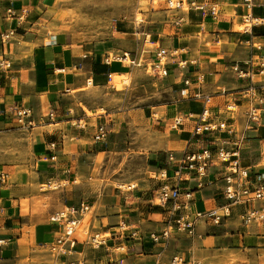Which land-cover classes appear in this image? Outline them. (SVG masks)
Listing matches in <instances>:
<instances>
[{"label":"crops","instance_id":"obj_1","mask_svg":"<svg viewBox=\"0 0 264 264\" xmlns=\"http://www.w3.org/2000/svg\"><path fill=\"white\" fill-rule=\"evenodd\" d=\"M218 1L222 4L218 20H203L197 12H190L187 21L179 25L174 23L182 13L161 6L163 19L156 26L157 31L149 34L152 35V44L146 42L149 50L142 52L146 51V58L152 60L158 47L178 51L167 66L168 76L158 81L171 99L170 105L161 110V125L168 135L164 151H175L178 156L186 149L198 151L206 145L202 138L191 141L195 119L204 108V99L193 97L197 91L210 97L215 113L227 103H236L240 112L232 114H239L233 121L241 128L245 126L243 106L249 79L239 78L233 66L245 67L250 61L264 58V0H254L253 15L257 23L247 32L239 31L241 15L247 12L241 2ZM56 2L59 1L0 0V34L15 29L14 36L6 43L0 36V58L8 64L0 67V135L22 130L34 135L32 153L42 169L38 179L58 183L56 189L63 195L64 207L83 201L91 206L80 223L88 226L89 235L106 232L110 235L107 247L93 249L79 241L73 252L59 258L75 264H121V261L122 264H169L179 254L187 261L201 264H264V221L247 226L241 221L242 213L248 208H264V199L232 205L231 217L222 224L201 221L196 236L178 235L165 245L154 244L147 237L151 232L161 231L167 220V206L153 200L162 184L157 177L152 181L145 177V182L131 192L117 188L107 193L95 192L89 186L91 169L97 167L99 155L109 148L106 150L100 146L102 142H94L97 125L105 124L109 137L118 124L112 125V119L98 112L99 102L88 97L95 98L100 91L105 96L111 94L108 86L111 78L118 82L138 66L110 59V45L112 49L115 47L112 41L79 38L77 29L57 13L60 9ZM9 9L14 16L9 15ZM231 15H235L234 22ZM18 16L23 20L20 25ZM236 26H240L238 30ZM179 62H186V67H178ZM188 77L192 81L191 96L182 92L184 79ZM255 79L258 86L264 84V75L256 74ZM20 106L30 110L29 125L22 126L18 121L14 108ZM51 111L55 112L53 119L49 118ZM176 116H186V125L171 130L169 125ZM81 121L84 125H80ZM51 155L56 156L55 161L50 159ZM242 157L244 165L252 169V179L264 182V112L261 121L253 123L248 131ZM165 163L166 160L157 165L158 171L167 167L172 176L175 165ZM206 171L201 188L193 176L184 175L180 182L183 189L193 190V211L228 204L223 195V166L211 165ZM0 174L5 176L4 183L0 182V240L3 241L0 264H24L22 258H28L30 264L40 248L48 249L54 243L61 228L50 219L33 224L26 218L28 196L23 194L20 184L10 182L9 173L1 170ZM170 183H174L173 179ZM181 202L185 199L181 198ZM123 223L129 228H139L146 237L136 242L119 236V225Z\"/></svg>","mask_w":264,"mask_h":264},{"label":"built area","instance_id":"obj_2","mask_svg":"<svg viewBox=\"0 0 264 264\" xmlns=\"http://www.w3.org/2000/svg\"><path fill=\"white\" fill-rule=\"evenodd\" d=\"M242 6L247 10L241 15L243 29L241 32L250 31L252 26L256 24L257 18L253 15L254 0H239ZM150 4L154 11L160 10L164 6L166 10L180 11L182 14L175 21V25H179L187 21L186 17L190 12H197L203 20H218L222 15V4L218 0H150ZM9 15L14 16L12 9L8 10ZM235 15L230 16V20L234 22ZM20 25L23 20L18 16ZM15 29H11L0 34L2 42L6 43L14 36ZM148 44L152 41L148 38ZM178 54L177 50L158 47L155 57L148 60L146 56H134L131 52H123L115 57L120 62H125L130 66H141L146 70L151 69V73L159 78L168 76V64L171 63ZM7 61L0 58V67H7ZM178 67L185 68L186 62H179ZM256 67L259 70L256 71ZM233 71L239 78L249 79V84L245 92V105L243 106V116L246 119L245 126L240 127L233 120L238 115L233 113L240 112V107L236 103H227L223 110L216 113L213 110V104L210 97L204 96L197 91L193 97L204 99V108L199 116L195 119V124L191 131V141L195 138H202L206 144L201 150L182 151L178 156L175 151H169L166 159V166L175 165L172 169V176L169 175L167 167L161 168L157 173V178L162 182L153 195V200L158 205L167 206V220L164 227L159 232H151L147 237L154 244L167 245L169 241L178 235H186L189 237L196 236V228L201 221L210 222L214 225H220L229 217H231V206L237 204H250L256 200L264 199V182H255L252 169L243 163L242 150L248 140V131L255 122H260L264 112V84L258 86L256 84L255 75H264V58L257 62L250 61L245 67L235 64ZM92 82L89 81L88 85ZM183 94L191 96L192 81L190 78L184 79ZM14 112L18 117L20 125H29L27 118L30 116V110L23 107L14 108ZM222 115H225L223 117ZM55 112L49 113V118L53 119ZM186 116H176L169 125L171 130L182 129L186 125ZM232 120L233 122H230ZM108 129L105 124H98L96 132L93 136L94 142H105L108 138ZM55 148V144H51ZM50 150V149H49ZM52 161L56 160L55 155H51ZM211 165H219L224 168V190L223 195L228 204L212 208L208 210L193 211V190L183 189L180 182L183 176L195 177L198 181V188L203 186V177L206 176V170ZM173 179L174 183L171 184ZM5 176L0 174V182L4 183ZM125 186H119V190H123ZM128 190H133L134 186H128ZM124 191V190H123ZM181 198L185 202H181ZM91 206L83 201L79 205L65 206L50 216V221L57 224L61 228V233L56 237L54 243L49 245L51 251L55 254L53 264H75L73 261H65L60 256L69 254L74 251L77 242L82 241L93 249L107 247L110 235L96 233L87 236L85 240H81V236L77 235L78 228L82 219L88 215ZM241 221L244 225H250L253 222L264 221V208L255 209L248 208L241 215ZM119 236H125L127 240L136 242L142 241L146 234L141 232L139 228H129L126 224H120ZM3 241L0 240V245ZM123 262L121 261V264ZM169 264H201L199 261H187L182 255H175Z\"/></svg>","mask_w":264,"mask_h":264},{"label":"rangeland","instance_id":"obj_3","mask_svg":"<svg viewBox=\"0 0 264 264\" xmlns=\"http://www.w3.org/2000/svg\"><path fill=\"white\" fill-rule=\"evenodd\" d=\"M58 1L56 4L60 10L57 13L77 29L79 38L115 43L114 49L110 45V59L121 55L123 50L132 51L134 56H147L146 51L142 53L150 48L146 47V40H152L149 34L157 31L156 26L163 19L164 12L154 11L149 0ZM159 80L161 78L153 75L150 68L146 70L138 66L118 82L111 78L108 85L111 94L105 96L100 91L95 98L88 97L92 102H99L98 112L112 119V125L118 124L106 142L100 144L104 149L109 148L99 155L97 167L91 169L93 175L89 186L95 192L107 193L115 188L120 191L118 187L123 185L125 192H131L127 189L129 185L134 186V191L145 182V177L150 181L157 177V165H162L168 156L164 151L168 135L161 125V110L171 103L168 91L162 89ZM73 115H77L76 110ZM80 125L84 122L81 121ZM34 137L25 130L0 135V167L10 174L11 183L21 185L23 194L28 196L26 218L37 224L49 220L64 205L63 195L56 189L58 183L38 179L42 169L37 166L32 153ZM76 179L80 181V177ZM102 234L109 235L108 232ZM77 235L85 240L89 236L88 226L80 225ZM54 259L53 251L40 248L30 264H52ZM22 262L28 264V258H22Z\"/></svg>","mask_w":264,"mask_h":264},{"label":"bare ground","instance_id":"obj_4","mask_svg":"<svg viewBox=\"0 0 264 264\" xmlns=\"http://www.w3.org/2000/svg\"><path fill=\"white\" fill-rule=\"evenodd\" d=\"M243 29V27H241V30ZM123 186H125V185H123Z\"/></svg>","mask_w":264,"mask_h":264}]
</instances>
